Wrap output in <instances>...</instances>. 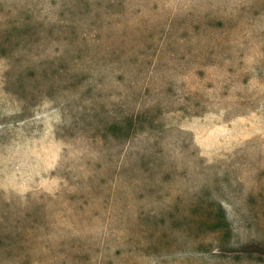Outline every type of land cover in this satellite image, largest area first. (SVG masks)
<instances>
[{
  "label": "rangeland",
  "instance_id": "rangeland-1",
  "mask_svg": "<svg viewBox=\"0 0 264 264\" xmlns=\"http://www.w3.org/2000/svg\"><path fill=\"white\" fill-rule=\"evenodd\" d=\"M0 264H264V0H0Z\"/></svg>",
  "mask_w": 264,
  "mask_h": 264
}]
</instances>
